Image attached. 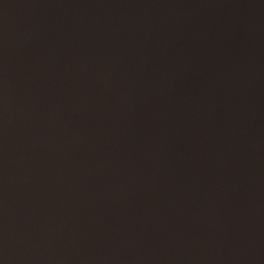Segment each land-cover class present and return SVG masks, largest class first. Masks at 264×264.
I'll use <instances>...</instances> for the list:
<instances>
[{"label":"water","instance_id":"water-1","mask_svg":"<svg viewBox=\"0 0 264 264\" xmlns=\"http://www.w3.org/2000/svg\"><path fill=\"white\" fill-rule=\"evenodd\" d=\"M0 264H264V0H0Z\"/></svg>","mask_w":264,"mask_h":264}]
</instances>
